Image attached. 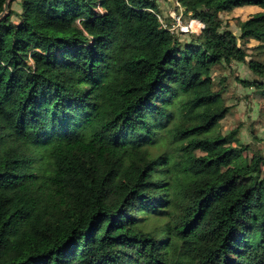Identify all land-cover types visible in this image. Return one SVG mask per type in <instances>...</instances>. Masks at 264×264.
<instances>
[{"label":"trees","instance_id":"16d2710c","mask_svg":"<svg viewBox=\"0 0 264 264\" xmlns=\"http://www.w3.org/2000/svg\"><path fill=\"white\" fill-rule=\"evenodd\" d=\"M179 1L201 38L164 27L158 0H21L19 23L11 2L0 264H264V157L219 130L213 77L264 42V0ZM244 6L260 10L238 36L218 14Z\"/></svg>","mask_w":264,"mask_h":264},{"label":"rangeland","instance_id":"374dc122","mask_svg":"<svg viewBox=\"0 0 264 264\" xmlns=\"http://www.w3.org/2000/svg\"><path fill=\"white\" fill-rule=\"evenodd\" d=\"M158 2L160 10L158 14L161 20L169 28H173L174 34H177L181 40L186 43L192 41L193 37H202L201 20L186 14L179 0H158ZM11 7L13 20L19 23L22 14L21 0H14ZM259 10L255 6H244L218 15L225 26L240 36V20L248 19ZM178 19L181 20V26L178 25ZM194 20L197 21L194 26L195 31L187 32L181 29ZM239 44L248 52L247 61L219 64L213 69V77L216 89L223 91L225 102L230 107L228 115L220 123L219 130L224 134L235 132L232 144L245 145L247 149L244 156L251 161L257 155L264 157V93H260L255 86H246L242 80L264 83V75L257 74L249 66L250 60L264 63V42L253 39L244 43L239 40ZM262 171L264 172V166Z\"/></svg>","mask_w":264,"mask_h":264},{"label":"built area","instance_id":"2783aa9c","mask_svg":"<svg viewBox=\"0 0 264 264\" xmlns=\"http://www.w3.org/2000/svg\"><path fill=\"white\" fill-rule=\"evenodd\" d=\"M181 18H182V17H181ZM160 20H161V18H160ZM161 21L163 22V20H161ZM201 22H202V21H201ZM196 23H197V21L194 20V21H192L191 24H189V25H187V26H182L181 29H182L183 31H187V32L190 31V30L195 31L196 28H195L194 26H195ZM163 25H164V27L170 29V30L172 31V33H174V29H173V28H169L168 25L165 24L164 22H163ZM178 25H179V26L182 25L180 19H178ZM200 25H201V29H202L201 31H203V30L205 29V27H206V24H205L204 22H202Z\"/></svg>","mask_w":264,"mask_h":264},{"label":"water","instance_id":"95a60500","mask_svg":"<svg viewBox=\"0 0 264 264\" xmlns=\"http://www.w3.org/2000/svg\"><path fill=\"white\" fill-rule=\"evenodd\" d=\"M12 0H7L6 4H5V9L4 12L2 14H0V20L5 17L7 14H9V10H10V4H11Z\"/></svg>","mask_w":264,"mask_h":264}]
</instances>
